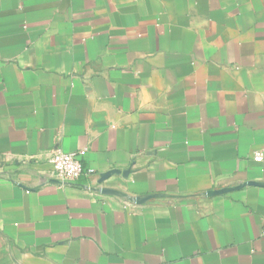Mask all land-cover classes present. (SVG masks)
Returning a JSON list of instances; mask_svg holds the SVG:
<instances>
[{"label":"crops","instance_id":"obj_1","mask_svg":"<svg viewBox=\"0 0 264 264\" xmlns=\"http://www.w3.org/2000/svg\"><path fill=\"white\" fill-rule=\"evenodd\" d=\"M263 146L264 0H0V264H264Z\"/></svg>","mask_w":264,"mask_h":264},{"label":"built area","instance_id":"obj_2","mask_svg":"<svg viewBox=\"0 0 264 264\" xmlns=\"http://www.w3.org/2000/svg\"><path fill=\"white\" fill-rule=\"evenodd\" d=\"M86 152L87 149H81L71 153H65L59 149L54 150L50 158L53 176L63 184L93 175L95 171L87 168L83 163ZM252 160L256 163H264V146L253 153Z\"/></svg>","mask_w":264,"mask_h":264}]
</instances>
